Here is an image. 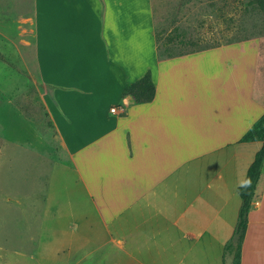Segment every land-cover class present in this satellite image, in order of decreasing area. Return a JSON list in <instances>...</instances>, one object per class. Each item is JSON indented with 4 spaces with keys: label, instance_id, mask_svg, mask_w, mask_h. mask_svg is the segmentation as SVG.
Masks as SVG:
<instances>
[{
    "label": "crops",
    "instance_id": "crops-1",
    "mask_svg": "<svg viewBox=\"0 0 264 264\" xmlns=\"http://www.w3.org/2000/svg\"><path fill=\"white\" fill-rule=\"evenodd\" d=\"M31 2L69 161L4 264H230L237 188L261 147L240 140L264 113V37L161 57L150 0ZM147 70L154 97L135 103L123 90ZM240 264H264V162Z\"/></svg>",
    "mask_w": 264,
    "mask_h": 264
},
{
    "label": "rangeland",
    "instance_id": "rangeland-1",
    "mask_svg": "<svg viewBox=\"0 0 264 264\" xmlns=\"http://www.w3.org/2000/svg\"><path fill=\"white\" fill-rule=\"evenodd\" d=\"M150 1L161 57L264 37V11L255 0ZM31 15V0H0V247L5 249L20 247L26 222L35 230L49 172L69 161L50 118L52 89L36 72ZM0 257L4 264L8 254Z\"/></svg>",
    "mask_w": 264,
    "mask_h": 264
},
{
    "label": "trees",
    "instance_id": "trees-1",
    "mask_svg": "<svg viewBox=\"0 0 264 264\" xmlns=\"http://www.w3.org/2000/svg\"><path fill=\"white\" fill-rule=\"evenodd\" d=\"M255 1L257 5L264 11V0ZM156 50L159 56L157 42ZM195 51L183 52L180 54L192 53ZM169 56L172 55H166L165 57ZM154 93L155 85L151 79V74L149 70H147L144 75L138 80L126 86L123 90V95L131 96L132 100L135 103H145L151 101L154 97ZM240 141H260L261 147L255 153L254 159L246 171L242 184L237 188V193L240 198V207L238 209L236 223L232 236L224 245V254H230L232 257L230 264H240L241 243L246 230L247 216L252 205V200L255 195L256 186L264 162V113L251 125L248 131L242 136Z\"/></svg>",
    "mask_w": 264,
    "mask_h": 264
},
{
    "label": "built area",
    "instance_id": "built-area-1",
    "mask_svg": "<svg viewBox=\"0 0 264 264\" xmlns=\"http://www.w3.org/2000/svg\"><path fill=\"white\" fill-rule=\"evenodd\" d=\"M115 106L114 107H112L110 110L112 111V112H114L115 111Z\"/></svg>",
    "mask_w": 264,
    "mask_h": 264
}]
</instances>
